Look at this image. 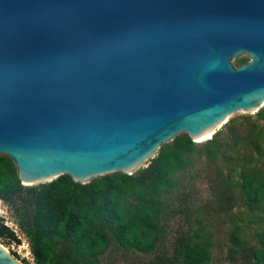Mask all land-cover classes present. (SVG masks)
Returning <instances> with one entry per match:
<instances>
[{"label": "water", "instance_id": "1", "mask_svg": "<svg viewBox=\"0 0 264 264\" xmlns=\"http://www.w3.org/2000/svg\"><path fill=\"white\" fill-rule=\"evenodd\" d=\"M263 105L264 0H0V154L24 185L132 174Z\"/></svg>", "mask_w": 264, "mask_h": 264}, {"label": "trees", "instance_id": "2", "mask_svg": "<svg viewBox=\"0 0 264 264\" xmlns=\"http://www.w3.org/2000/svg\"><path fill=\"white\" fill-rule=\"evenodd\" d=\"M257 119L264 120V105L256 112ZM226 126L236 144L262 151L264 130L255 120L231 119ZM194 143L187 134L175 136L134 174L114 171L81 183L64 173L37 189L22 184L12 159L0 154V198L13 201L28 191L24 203L34 207L30 242L35 264H98L99 254L112 238L125 249L149 252L165 234V196L175 187L176 173L191 162L190 151L199 149ZM201 148L213 159L220 145L209 138ZM238 175L244 203L261 207L264 173L252 164L243 166ZM1 225L0 234L6 231L12 235ZM188 235L178 234L172 252L156 256L150 264H207L211 259L209 239ZM255 236L256 243L252 244L238 225L230 229L228 253L232 258L239 257L238 264H264V228L257 229Z\"/></svg>", "mask_w": 264, "mask_h": 264}, {"label": "rangeland", "instance_id": "3", "mask_svg": "<svg viewBox=\"0 0 264 264\" xmlns=\"http://www.w3.org/2000/svg\"><path fill=\"white\" fill-rule=\"evenodd\" d=\"M248 59L244 52L233 56L230 61L238 66ZM245 117L255 120L264 130V120H256V112L236 110L228 121H240ZM227 122L220 125L211 137L220 145L218 154L209 158L201 148L206 140L195 142L199 149L190 151L191 162L176 173L175 187L165 196L166 205L162 212L165 234L157 246L149 252L125 249L112 238L109 246L99 254L98 264H150L158 255H169L175 237L183 232L194 239H209L211 259L207 264H238L239 257L232 258L228 253L230 229L238 225L244 237L254 244L257 240L255 231L264 228V204L251 208L244 203L238 173L243 166L252 164L264 173V143L262 151L236 144L228 136ZM184 134L187 133L179 132L175 136ZM157 151L132 174L145 167ZM42 183L26 186L37 189ZM27 195L28 191H24L13 201L0 198V223L12 232V235L6 231L1 233L0 242L13 256L23 258L24 262L18 258L23 264H35L30 242L34 207L24 203Z\"/></svg>", "mask_w": 264, "mask_h": 264}, {"label": "bare ground", "instance_id": "4", "mask_svg": "<svg viewBox=\"0 0 264 264\" xmlns=\"http://www.w3.org/2000/svg\"><path fill=\"white\" fill-rule=\"evenodd\" d=\"M238 110H244V111H249V112H255L256 110L255 109H238ZM236 111V110H235ZM233 113V112H232ZM232 113L231 114H229V116H227L221 123H219V124H217L210 132H208L206 135H204V136H202L201 138H199V139H197V140H193V141H195V142H202V141H204V140H207V139H209V138H211L212 137V135L214 134V132L216 131V129L220 126V125H222V124H224V123H226L228 120H229V118H230V116L232 115ZM153 154V153H152ZM151 154V155H152ZM150 155V156H151ZM149 156V157H150ZM148 157V158H149ZM143 163V162H142ZM142 163H140L138 166H135V167H133L132 169H131V172H133L137 167H139ZM46 181H48V179H46V180H44V181H40V182H46ZM36 183V182H35ZM34 183V184H35ZM0 245L6 250V251H8V249L0 242Z\"/></svg>", "mask_w": 264, "mask_h": 264}]
</instances>
